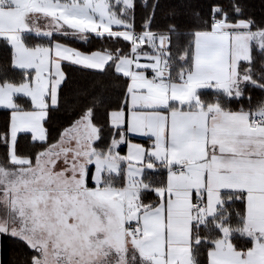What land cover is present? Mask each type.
Instances as JSON below:
<instances>
[{"label":"snow or ice","instance_id":"1","mask_svg":"<svg viewBox=\"0 0 264 264\" xmlns=\"http://www.w3.org/2000/svg\"><path fill=\"white\" fill-rule=\"evenodd\" d=\"M0 52V264H264V0H0Z\"/></svg>","mask_w":264,"mask_h":264},{"label":"trees","instance_id":"2","mask_svg":"<svg viewBox=\"0 0 264 264\" xmlns=\"http://www.w3.org/2000/svg\"><path fill=\"white\" fill-rule=\"evenodd\" d=\"M257 5L259 4V0H253ZM139 22V18H138ZM73 46L83 50V51H91L98 50L101 48V42L98 40H91L89 43H73ZM0 63H3V53L0 52ZM65 71L68 72L73 81L83 83L86 80L91 79V76L87 71H78L76 70V66H69L67 63L64 65ZM119 95L118 91L110 90L108 93L109 98L114 101ZM68 117L64 112L55 114V128L59 129L62 126L67 125ZM55 137V132H53V138ZM123 151H124V146Z\"/></svg>","mask_w":264,"mask_h":264},{"label":"crops","instance_id":"3","mask_svg":"<svg viewBox=\"0 0 264 264\" xmlns=\"http://www.w3.org/2000/svg\"><path fill=\"white\" fill-rule=\"evenodd\" d=\"M65 63H67V62H65ZM148 142L149 141H147L146 137H142V136L133 134V143L145 144ZM126 151H127V148H126V146H124V152H126Z\"/></svg>","mask_w":264,"mask_h":264},{"label":"rangeland","instance_id":"4","mask_svg":"<svg viewBox=\"0 0 264 264\" xmlns=\"http://www.w3.org/2000/svg\"><path fill=\"white\" fill-rule=\"evenodd\" d=\"M71 46H73V45H71ZM73 47H75V46H73ZM77 48V47H76ZM79 49V48H78ZM81 50V49H80ZM81 51H83V50H81Z\"/></svg>","mask_w":264,"mask_h":264}]
</instances>
